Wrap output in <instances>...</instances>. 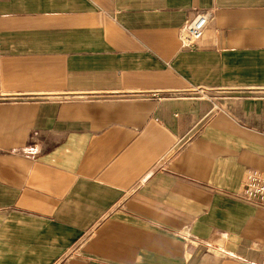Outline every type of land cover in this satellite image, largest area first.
<instances>
[{"label": "crops", "instance_id": "obj_1", "mask_svg": "<svg viewBox=\"0 0 264 264\" xmlns=\"http://www.w3.org/2000/svg\"><path fill=\"white\" fill-rule=\"evenodd\" d=\"M248 171L264 0H0V264H264Z\"/></svg>", "mask_w": 264, "mask_h": 264}, {"label": "built area", "instance_id": "obj_2", "mask_svg": "<svg viewBox=\"0 0 264 264\" xmlns=\"http://www.w3.org/2000/svg\"><path fill=\"white\" fill-rule=\"evenodd\" d=\"M209 19L210 12L202 11L192 20L187 21L184 26V42L194 44L200 41L204 36ZM241 195L248 202H257L264 206V173L248 171L245 175Z\"/></svg>", "mask_w": 264, "mask_h": 264}]
</instances>
